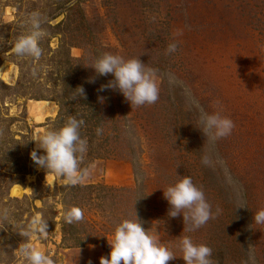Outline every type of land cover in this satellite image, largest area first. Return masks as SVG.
Wrapping results in <instances>:
<instances>
[{
    "label": "rangeland",
    "instance_id": "obj_1",
    "mask_svg": "<svg viewBox=\"0 0 264 264\" xmlns=\"http://www.w3.org/2000/svg\"><path fill=\"white\" fill-rule=\"evenodd\" d=\"M34 13L46 33L39 60L13 51ZM103 53L156 69V103L130 106L117 90L100 91L112 77L90 65ZM201 111L229 118L231 133L204 138ZM69 116L83 121L88 145L76 184L35 165L27 142ZM180 176L213 212L195 231L167 216L162 190ZM261 209L264 0H0V264H26L25 245L54 264H99L134 211L177 257L169 264H184V236L210 247L213 264H264V224L251 223ZM75 210L82 218L69 222ZM37 216L47 234L24 236Z\"/></svg>",
    "mask_w": 264,
    "mask_h": 264
},
{
    "label": "clouds",
    "instance_id": "obj_2",
    "mask_svg": "<svg viewBox=\"0 0 264 264\" xmlns=\"http://www.w3.org/2000/svg\"><path fill=\"white\" fill-rule=\"evenodd\" d=\"M29 22L30 30L17 38L13 51L18 57L39 60L43 54L40 41L46 33L42 29V20L38 13H34ZM176 50L177 44L171 43L168 45L167 53L172 54ZM90 67L100 76L112 77L107 85L101 86L100 91L117 90L130 106L154 104L159 99L157 70L141 62L139 57L125 58L121 55L103 53ZM77 88L78 96L83 97L85 95L83 87ZM82 124V120L69 116L60 127L35 134L27 141L35 144L29 152L30 159L39 168L66 178L71 184L83 180L87 170H82L80 165L87 153L88 145L87 140L80 134ZM199 124L200 127L197 129L211 142L229 135L234 127L233 122L219 112L210 114L201 111ZM203 162L207 163V160ZM180 177L166 190H162L163 198L169 205L167 216L171 218L181 216L183 224L190 225L187 231H195L213 218V212L203 191L193 183L191 177ZM81 218L82 213L79 210L67 215L69 222L79 221ZM253 221L258 225L264 224V209L252 215L251 223ZM47 232V221L42 216H37L31 220L23 235L44 236ZM107 243L110 251L106 257L99 258V264H169V261L177 258L171 250L160 244L156 236L149 234L135 211L134 219H124L116 224L112 239L107 240ZM179 251L184 264H213L212 249L205 244H195L190 236L180 239ZM20 252L26 264H54L50 256L29 245L21 248Z\"/></svg>",
    "mask_w": 264,
    "mask_h": 264
},
{
    "label": "bare ground",
    "instance_id": "obj_3",
    "mask_svg": "<svg viewBox=\"0 0 264 264\" xmlns=\"http://www.w3.org/2000/svg\"><path fill=\"white\" fill-rule=\"evenodd\" d=\"M12 192L14 195H20L22 193V190L18 186H15Z\"/></svg>",
    "mask_w": 264,
    "mask_h": 264
}]
</instances>
